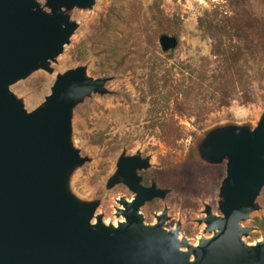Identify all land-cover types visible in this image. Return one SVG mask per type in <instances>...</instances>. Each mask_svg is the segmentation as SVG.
<instances>
[{"label": "rangeland", "instance_id": "obj_1", "mask_svg": "<svg viewBox=\"0 0 264 264\" xmlns=\"http://www.w3.org/2000/svg\"><path fill=\"white\" fill-rule=\"evenodd\" d=\"M67 12L78 27L51 64L53 72L40 69L11 86V93L33 112L58 76L70 70L86 67L92 79L114 78L106 85L109 94H92L73 112L72 142L87 161L71 173L69 190L84 203L99 204L94 224L101 216L105 224L118 226L124 221L117 216L120 200L131 201L134 194L124 185L109 188V181L123 154L140 153L151 165L141 173L144 185L155 180L160 188L173 189L165 202L142 208L146 224H157L156 216L168 210L165 229L180 225L181 240L199 247L212 237L200 223L206 206L221 215L218 194L226 167L200 162L197 142L228 127L254 131L264 117V0H95L92 9ZM160 31L179 39L175 51L163 52ZM218 44L254 53L225 82L224 94L209 80L219 65L212 55ZM209 173L219 179L198 193L167 185L176 175L195 180ZM258 206L243 223L253 229L244 238L250 246L264 241V189Z\"/></svg>", "mask_w": 264, "mask_h": 264}, {"label": "water", "instance_id": "obj_2", "mask_svg": "<svg viewBox=\"0 0 264 264\" xmlns=\"http://www.w3.org/2000/svg\"><path fill=\"white\" fill-rule=\"evenodd\" d=\"M95 0H0V264H264V241L245 243V227L259 209L264 189V117L254 131L228 127L197 142V159L226 167L215 215L206 206L211 238L192 247L181 240V226L167 231L168 210L148 225L142 208L166 201L172 192L153 181L143 185L151 168L141 154H123L109 188L126 186L134 199L120 200L117 216L105 224L98 203H84L69 190V177L83 159L72 142L75 108L92 94L107 95L114 78L92 79L86 67L58 76L44 103L28 112L10 87L51 64L63 54L77 30L68 10L92 9ZM164 53L179 40L164 35ZM188 249L185 252L183 249Z\"/></svg>", "mask_w": 264, "mask_h": 264}, {"label": "trees", "instance_id": "obj_3", "mask_svg": "<svg viewBox=\"0 0 264 264\" xmlns=\"http://www.w3.org/2000/svg\"><path fill=\"white\" fill-rule=\"evenodd\" d=\"M118 34H121V33H118ZM164 35H167V34L164 31H160L158 32L156 37L158 36L160 40V38ZM82 45L83 44L79 45V48ZM118 49L119 48L116 45L115 48H113L112 50V53H113L112 56L116 55ZM212 55L216 59L217 63H219V65L217 69L212 71L211 76L209 77V80L211 82L212 87H214V90L218 91L220 94H224L226 92L225 82L228 79H234L238 75V72L242 68V66L245 63L249 62L250 59L254 56V53L250 49H244L243 47H240L239 45L234 46L229 49H225L223 46L218 44L214 46ZM225 103L227 104V102ZM140 176H142L141 173H140ZM218 179L219 177L215 173H209L195 180H186V179H183L182 176L176 175V177L172 181H169L167 185L169 187L175 188L176 190H183L185 192L198 193L200 191L206 190L212 184H215ZM153 181L155 180H152V183ZM143 185H144V181H143ZM158 188H160L159 185H158ZM164 189H168L173 192L172 188H164Z\"/></svg>", "mask_w": 264, "mask_h": 264}, {"label": "bare ground", "instance_id": "obj_4", "mask_svg": "<svg viewBox=\"0 0 264 264\" xmlns=\"http://www.w3.org/2000/svg\"><path fill=\"white\" fill-rule=\"evenodd\" d=\"M124 222V221H123ZM117 226V225H116Z\"/></svg>", "mask_w": 264, "mask_h": 264}]
</instances>
